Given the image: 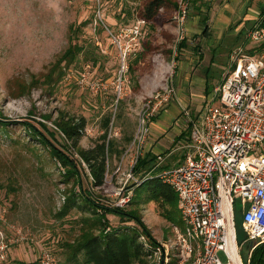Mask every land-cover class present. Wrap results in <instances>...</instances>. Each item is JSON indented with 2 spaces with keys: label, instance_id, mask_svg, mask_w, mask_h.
<instances>
[{
  "label": "rangeland",
  "instance_id": "1",
  "mask_svg": "<svg viewBox=\"0 0 264 264\" xmlns=\"http://www.w3.org/2000/svg\"><path fill=\"white\" fill-rule=\"evenodd\" d=\"M145 1L0 0V112L11 122L0 126V264H42L40 258L45 255L47 264H78L66 259L63 243L80 232L86 211L73 204L59 215L73 182L63 176L47 147L20 123L27 120L43 130V122L54 130V137L47 134L49 139L60 145L64 140L52 121L61 111L85 118L80 140L85 147L95 143L104 131V118H109L106 137L121 152L109 158L101 186L91 185L83 175L82 185L109 203L119 194L129 196L121 206L137 208L160 243L150 257L152 264L166 255L172 264L181 263V229L160 214L153 200L140 196L138 202L132 201L134 188L142 180L132 167L137 156L146 152V141L154 138L150 134L153 121L162 119L168 103L174 101L191 114L207 102L213 87L205 95L204 68L209 64L215 77L211 83H219L231 49L241 42L252 43L245 33L254 18L243 16L248 6L260 11L261 0H197L201 11L208 13L205 35L200 24L203 15L195 12L196 6L188 4L180 23L174 18L177 0H171L147 21L141 16ZM182 37L187 38V46L179 51L176 45ZM194 43L202 57L194 51ZM76 44L81 47L78 53L58 60ZM169 89L165 102L153 106L154 95ZM164 152L156 154L157 166L172 164L181 149L163 157ZM109 217L111 225L133 224L113 214ZM241 220L240 216L237 224ZM245 237L243 229L234 226V239L243 250ZM217 254L227 260L222 250Z\"/></svg>",
  "mask_w": 264,
  "mask_h": 264
},
{
  "label": "built area",
  "instance_id": "2",
  "mask_svg": "<svg viewBox=\"0 0 264 264\" xmlns=\"http://www.w3.org/2000/svg\"><path fill=\"white\" fill-rule=\"evenodd\" d=\"M177 4L174 18L181 23L189 0ZM253 20L245 33L252 43L231 49L207 102L195 113L184 110L188 131L179 144L185 150L183 159L159 172L177 194L184 222L178 234L184 251L180 264H234L227 249L230 238L244 264L234 239L235 209L241 212L248 255L264 242V11H257ZM170 93L154 95L153 106ZM128 200L119 194L114 203ZM218 250L227 260L219 258ZM41 258L42 264L48 263L46 255ZM156 264L172 263L166 255Z\"/></svg>",
  "mask_w": 264,
  "mask_h": 264
},
{
  "label": "trees",
  "instance_id": "3",
  "mask_svg": "<svg viewBox=\"0 0 264 264\" xmlns=\"http://www.w3.org/2000/svg\"><path fill=\"white\" fill-rule=\"evenodd\" d=\"M171 2V0H146L141 16L145 20L151 21L163 5ZM196 2L197 0H189L191 5L196 6L195 12L203 15L200 20L204 25L202 34L205 35L207 34L208 13L207 11L203 13L201 11L202 4L200 2L196 4ZM204 6H206L207 10L209 1L205 2ZM258 8L261 12L264 11V0L258 2ZM195 36L193 35V37ZM262 44H264V41H262ZM186 46L187 38L182 37L176 45V50L180 51ZM199 47L197 43H194V51L199 57H202ZM80 48V45L77 44L74 47L69 46L58 60L69 58L73 54L78 53ZM208 66L204 68L205 95L215 85L211 83V79L215 77L209 71ZM4 117L0 112V126H6L11 123ZM52 122L63 137L64 142L60 145L53 143L49 139L48 135L54 137V130L48 129L43 122H40V125L45 131L30 121H20L32 136L36 137L39 142L47 147L50 156L61 165L63 176L66 180L73 182L59 209V215H64L73 204L86 211L81 216L80 232L72 240L64 241L63 243L67 254L66 259L69 262L78 264H152L150 257L160 243L151 235L150 230L142 221L139 210L134 207H122L114 204V202L102 201L103 197L100 193H93L90 188L82 185L83 175L91 185L101 186L105 181L109 158L113 155L118 157L121 152L120 149L114 146L113 139L106 137L105 130L108 126L109 118H104L102 122L103 133L99 135L93 145L87 147L80 144L86 124L83 116L68 115L61 111ZM186 132L187 130L183 131L181 135ZM155 159H157L156 154L150 151L137 156L132 172L141 174L142 180L134 188L135 195L132 201L138 202L140 196L145 201L153 200L157 203L160 214L169 223L182 230L184 222L178 207L177 194L159 174L161 169L169 165L166 163L157 166ZM85 168L88 173L85 172ZM147 172L149 174H143ZM6 184L11 186L9 182ZM2 185L3 183H0V187ZM239 212L238 209L234 210L235 230L238 227L242 228L241 224L236 222V217L241 216V212L240 215ZM112 214L116 215L123 223L125 221H133V224L128 226L111 225L109 215ZM141 236L144 240L140 239ZM144 244H147V247ZM240 252L245 264H264V242L255 246L249 256L247 247L244 250L241 248ZM20 264L24 263L20 262Z\"/></svg>",
  "mask_w": 264,
  "mask_h": 264
},
{
  "label": "crops",
  "instance_id": "4",
  "mask_svg": "<svg viewBox=\"0 0 264 264\" xmlns=\"http://www.w3.org/2000/svg\"><path fill=\"white\" fill-rule=\"evenodd\" d=\"M225 10L227 11V13H229V9L226 8ZM256 12L257 8L248 6L246 8V13L243 18H245L246 20L249 18H254ZM224 20V24L227 25L230 21L229 15H226ZM200 24L202 25L201 29H203L204 25L202 24L201 20ZM203 81L205 84L204 77ZM176 99L177 102H179V98L177 97ZM181 108L182 109H180L177 103L174 101L168 103V105L164 108L163 112L161 113L162 119L159 121H153L154 125L152 126L150 134H152L154 138H150L151 141H146L147 149H145V151H150L154 154H161L163 151H165L163 153V157L168 156L176 149H181L180 154L176 153L177 158L170 165L180 162L184 157L185 150L180 148L179 144L182 143V140L185 136V134H181L183 131H186L185 127L187 126L188 116L184 113V110L187 108L183 106ZM178 136L180 137L177 138ZM172 141H174L173 146L168 151H166L165 147H168L170 144H172Z\"/></svg>",
  "mask_w": 264,
  "mask_h": 264
},
{
  "label": "bare ground",
  "instance_id": "5",
  "mask_svg": "<svg viewBox=\"0 0 264 264\" xmlns=\"http://www.w3.org/2000/svg\"><path fill=\"white\" fill-rule=\"evenodd\" d=\"M228 252L234 262V264H241L239 260L238 253L235 249V244L233 242V238H230L229 244L227 246Z\"/></svg>",
  "mask_w": 264,
  "mask_h": 264
},
{
  "label": "flooded vegetation",
  "instance_id": "6",
  "mask_svg": "<svg viewBox=\"0 0 264 264\" xmlns=\"http://www.w3.org/2000/svg\"><path fill=\"white\" fill-rule=\"evenodd\" d=\"M238 219H240V216H237V217H236V222H237ZM239 223L241 224V221H240ZM241 227H242V229H243V226H241ZM243 231H244V229H243ZM244 232H245V231H244Z\"/></svg>",
  "mask_w": 264,
  "mask_h": 264
},
{
  "label": "water",
  "instance_id": "7",
  "mask_svg": "<svg viewBox=\"0 0 264 264\" xmlns=\"http://www.w3.org/2000/svg\"><path fill=\"white\" fill-rule=\"evenodd\" d=\"M163 262V259L161 260V263Z\"/></svg>",
  "mask_w": 264,
  "mask_h": 264
}]
</instances>
